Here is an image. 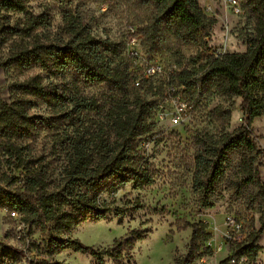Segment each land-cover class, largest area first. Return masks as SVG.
Wrapping results in <instances>:
<instances>
[{
	"label": "trees",
	"instance_id": "1",
	"mask_svg": "<svg viewBox=\"0 0 264 264\" xmlns=\"http://www.w3.org/2000/svg\"><path fill=\"white\" fill-rule=\"evenodd\" d=\"M31 0H0V41L16 34L21 44L1 63L8 68L40 67L49 77L72 75L76 82L105 84L117 92L104 114L97 118L89 113L101 109L93 96L79 91L58 90L55 83H42L40 76H31L15 84L20 96L10 102L0 97V152L5 163L20 170L19 183L7 188V174L0 171V208L15 212L24 225L39 226L47 231L42 251L51 257L62 248L89 255L95 264H107L105 257L115 264L123 258L136 241L143 239L147 230L129 229L131 237L116 238L111 245L95 248L70 236L71 231L88 220L99 221L107 216H121L139 208L138 203L114 205V194L131 184L141 189L152 183L148 157L139 146L150 130L149 121L155 103L144 98L134 82L146 81L143 68L123 64L125 46L108 38H97L68 9L62 11L65 40L43 42L35 32L46 21L44 12L33 13ZM64 1V0H59ZM153 23L160 27L151 31L148 39L157 46L163 33L186 44L204 42L216 18L205 14L199 0H151ZM239 13L245 10L253 21V35L247 38L243 52H218L198 62L200 54L191 59V66H183L164 74L172 96L183 91L194 92L201 87L205 93L225 98H240L242 123L233 131L223 128L218 133L197 136L193 162L192 187L204 208L213 206L214 187L226 179L230 156L238 160L232 167L230 183L237 193L251 188L249 196L260 206L259 227L236 242V251L225 262L235 264L244 257L254 263L261 249L258 238L264 231V182L260 177L261 149L249 127L254 118L264 114V0H238ZM11 13H23L20 26L11 27ZM237 13V14H239ZM23 37L30 38L22 42ZM143 81V82H142ZM200 83V85H199ZM150 87H153L151 84ZM41 103L50 109L47 116L31 110ZM217 114L228 122L229 108L216 107ZM59 121H67L62 133L55 134L53 150L60 160V170L53 175L50 161L32 154L29 141L41 130L57 128ZM111 197L107 200L103 196ZM191 234L185 253L174 259V264H196L210 239L206 221L184 222ZM40 244L36 245L39 250ZM26 255L23 248L0 240V264H18ZM40 264H64L48 259Z\"/></svg>",
	"mask_w": 264,
	"mask_h": 264
},
{
	"label": "rangeland",
	"instance_id": "2",
	"mask_svg": "<svg viewBox=\"0 0 264 264\" xmlns=\"http://www.w3.org/2000/svg\"><path fill=\"white\" fill-rule=\"evenodd\" d=\"M199 4L208 16L216 18L208 38L204 42L186 44L163 33L157 46H153L148 34L159 30L153 23V5L151 0H31L28 5L33 13L44 12L46 23L35 32L43 42L65 40L68 36L64 29L62 11L68 9L79 17L89 31L97 38H108L112 42L125 46L123 64L145 68L147 65H158L162 73L145 78L146 81L134 82L139 86L140 94L155 103L150 130L141 139L152 174V183L141 189H134L131 184L119 189L114 196V205L138 203L139 208L129 210L121 216H107L99 221L88 220L77 225L70 233L83 244L95 248H104L116 238H129V229L147 230L143 239L135 242L133 248L124 256V264H174L177 255L185 253L191 234L190 228H184V222L206 221L210 239L205 243L203 255L196 264H235L234 260L225 262L236 251V242L242 241L248 233L259 227L260 206L256 199L249 196L251 188L237 193L230 183L232 167L238 156L231 155L226 171V179L214 187L212 192L213 206L204 208L192 187L193 162L198 147L196 138L204 133H218L221 128L233 131L241 123L243 114L240 111V98H225L217 94L208 95L201 87L191 97V91H183L179 96H172L166 84L164 74L183 66H191V59L200 54L198 62L218 52H243L247 38L253 35V21L243 10L235 14L225 0H199ZM25 15L11 13L9 25L20 26ZM1 29V28H0ZM22 42L30 40L23 37ZM21 44L16 34L0 41V97L10 102L20 96L15 84L31 76H40L42 83L49 81L56 84L58 90L77 92L93 96L100 102L101 109L89 113L94 118L104 114L117 92L105 84L76 82L72 87V75L49 77L40 67L20 68L12 65L1 66L13 50ZM153 87H150L149 85ZM200 85V83H199ZM67 91V90H66ZM177 101L187 106L178 121L176 115ZM31 111L38 115L51 113L45 105L36 103ZM216 107L229 108L228 122L215 111ZM67 121H59L57 128L44 129L29 141L32 154L42 155L50 161L53 175L60 170V160L54 153L55 134L62 133ZM249 130L261 149L260 177L264 182V114L253 119ZM0 171L7 174V188H14L19 183L20 170L9 167L0 152ZM254 191V190H253ZM110 200L111 197L104 195ZM47 231L36 225H24L6 209L0 208V240L26 251L18 264H40L41 260L62 262L64 264H95L89 255L62 248L51 257L43 255L42 246ZM261 246L256 261L252 264H264V231L258 238ZM40 244L39 250L36 245ZM107 264H115L105 257ZM236 264H250L244 257Z\"/></svg>",
	"mask_w": 264,
	"mask_h": 264
},
{
	"label": "built area",
	"instance_id": "3",
	"mask_svg": "<svg viewBox=\"0 0 264 264\" xmlns=\"http://www.w3.org/2000/svg\"><path fill=\"white\" fill-rule=\"evenodd\" d=\"M226 3L231 7L232 11L237 14L239 13L240 9L238 7V0H225ZM162 73L161 67L158 65H147L145 68H143L142 70V76L145 78H149L152 77L156 74ZM187 109V106L185 105L184 102L182 101H177L176 104V115L173 116V121L177 122L178 121V117L185 112ZM11 215L16 216L15 212H10Z\"/></svg>",
	"mask_w": 264,
	"mask_h": 264
}]
</instances>
